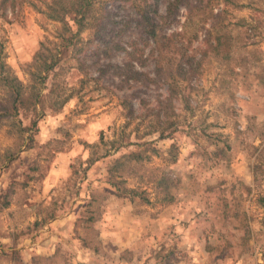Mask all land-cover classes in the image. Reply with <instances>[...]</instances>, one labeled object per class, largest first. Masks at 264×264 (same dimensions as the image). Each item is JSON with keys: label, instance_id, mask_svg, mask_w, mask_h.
I'll return each mask as SVG.
<instances>
[{"label": "rangeland", "instance_id": "1", "mask_svg": "<svg viewBox=\"0 0 264 264\" xmlns=\"http://www.w3.org/2000/svg\"><path fill=\"white\" fill-rule=\"evenodd\" d=\"M51 1L0 9V264H264V0Z\"/></svg>", "mask_w": 264, "mask_h": 264}, {"label": "trees", "instance_id": "2", "mask_svg": "<svg viewBox=\"0 0 264 264\" xmlns=\"http://www.w3.org/2000/svg\"><path fill=\"white\" fill-rule=\"evenodd\" d=\"M6 0H0V9L5 7ZM158 0H152L148 7L157 9ZM92 2L91 0H52L48 5L49 18L62 23L66 31H71L73 26L77 27V33L84 27L86 20L89 18L91 12ZM142 18L148 22L146 15H142ZM74 37H69L68 40H72ZM58 55H51L49 61H43L41 72L49 74L55 70L58 62ZM0 86L7 92L6 106L1 105L3 116H15L18 113V108L25 109L28 106H24L29 100H32V111L36 112L35 103L37 101L32 96H25L22 92V85L20 81L11 74L9 68L4 61L0 58ZM34 100V101H33ZM134 156L133 154L131 157ZM113 184V183H112ZM116 186V185H114ZM262 206L264 207V197L261 198Z\"/></svg>", "mask_w": 264, "mask_h": 264}]
</instances>
